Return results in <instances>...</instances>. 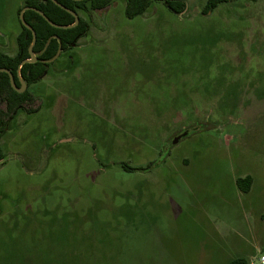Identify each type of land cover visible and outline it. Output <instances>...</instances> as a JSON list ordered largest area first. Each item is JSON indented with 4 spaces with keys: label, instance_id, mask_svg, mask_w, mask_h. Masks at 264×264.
<instances>
[{
    "label": "rangeland",
    "instance_id": "1",
    "mask_svg": "<svg viewBox=\"0 0 264 264\" xmlns=\"http://www.w3.org/2000/svg\"><path fill=\"white\" fill-rule=\"evenodd\" d=\"M24 1L0 0L10 53ZM184 1L80 11L88 32L1 138L0 264H259L264 0Z\"/></svg>",
    "mask_w": 264,
    "mask_h": 264
},
{
    "label": "trees",
    "instance_id": "2",
    "mask_svg": "<svg viewBox=\"0 0 264 264\" xmlns=\"http://www.w3.org/2000/svg\"><path fill=\"white\" fill-rule=\"evenodd\" d=\"M66 7L76 11L80 16L79 23L71 28H57L52 26L42 15L34 10H26L24 13L25 20L34 28L37 38L33 47L34 53L37 55V61L24 63L21 67L22 60L30 58L29 46L33 40L32 31L22 24L19 17L21 30L18 33L17 51L14 55L5 52L0 48V67L7 68L12 71L16 86L21 87V80L28 85V89L24 92H18L10 81L7 72H0V162L4 159V151L1 144V138L9 128L11 119H14L17 113L25 110V105L31 103L35 99V92L30 89L32 85L43 78L49 67L60 58L52 62V59L61 44L62 52L68 51L76 45L77 41L83 37L89 30V21L85 19L80 11L89 13L94 10L104 9L117 0H57ZM125 13L128 18H133L143 14L153 2H164L169 8L180 13L185 8L184 0H124ZM229 0H206L202 9L203 14H208L215 10L220 4ZM24 6H33L42 10L52 21L58 24H71L75 21V17L55 4L52 0H25L22 7L19 8L18 14ZM56 35V37H53ZM63 55V53H62ZM62 55L60 57H62ZM31 111L32 109H27ZM37 110V109H35ZM32 110L31 112H34ZM121 166L126 170H143V166H131L126 162H122ZM237 185L243 192H249L253 185V178L250 175L239 177ZM229 264H246L244 258H236Z\"/></svg>",
    "mask_w": 264,
    "mask_h": 264
},
{
    "label": "water",
    "instance_id": "3",
    "mask_svg": "<svg viewBox=\"0 0 264 264\" xmlns=\"http://www.w3.org/2000/svg\"><path fill=\"white\" fill-rule=\"evenodd\" d=\"M55 4H57V5H59L60 7H62L63 9H65L66 11H68L69 13H71L74 17H75V21L73 22V23H71V24H58V23H56V22H54V21H52L42 10H40V9H38V8H36V7H33V6H24L22 9H21V11H20V14H19V17H20V19H21V21H22V24L25 26V27H27L29 30H31L32 31V34H33V40H32V43L30 44V46H29V54H30V58H27V59H24V60H22V62L20 63V66L19 67H21L24 63H27V62H35V61H37V55L34 53V50H33V47H34V45H35V43H36V38H37V35H36V32H35V30H34V28L25 20V18H24V13H25V11L26 10H34V11H36V12H38L40 15H42L52 26H54V27H57V28H71V27H74V26H76L78 23H79V21H80V16H79V14L76 12V11H74V10H72V9H70V8H68V7H66L65 5H63L62 3H60L59 1H57V0H52ZM77 1H79V0H77ZM53 37H56V35H54ZM62 52V46H61V44H60V46H59V49H58V51H57V53H56V55L52 58V59H50V60H48V62H51V61H54L55 59H57L58 57H59V55H60V53ZM0 72H7L8 74H9V76H10V81H11V83H12V85H13V87L18 91V92H23V91H25L26 90V88H27V84H26V82L24 81V80H21V87H17L16 86V84H15V80H14V75H13V73H12V71L11 70H9V69H7V68H3V67H0ZM175 141H177V139H175Z\"/></svg>",
    "mask_w": 264,
    "mask_h": 264
},
{
    "label": "flooded vegetation",
    "instance_id": "4",
    "mask_svg": "<svg viewBox=\"0 0 264 264\" xmlns=\"http://www.w3.org/2000/svg\"><path fill=\"white\" fill-rule=\"evenodd\" d=\"M62 53H64V52H61L58 58H62V57H60V56L62 55ZM51 62H52V61H51ZM63 62H65V61L63 60ZM51 66H52V65H51ZM51 66L49 67L48 71H46V72L44 73L43 76H45V75H47V74L49 73ZM27 87H28V85H27ZM30 88H31V87H30ZM26 89H27V88H26ZM23 92H24V91H23ZM21 93H22V92H21ZM186 133H187V132L184 131L182 134H186Z\"/></svg>",
    "mask_w": 264,
    "mask_h": 264
},
{
    "label": "built area",
    "instance_id": "5",
    "mask_svg": "<svg viewBox=\"0 0 264 264\" xmlns=\"http://www.w3.org/2000/svg\"><path fill=\"white\" fill-rule=\"evenodd\" d=\"M259 264H264V255L263 254L260 255V257H259Z\"/></svg>",
    "mask_w": 264,
    "mask_h": 264
},
{
    "label": "crops",
    "instance_id": "6",
    "mask_svg": "<svg viewBox=\"0 0 264 264\" xmlns=\"http://www.w3.org/2000/svg\"><path fill=\"white\" fill-rule=\"evenodd\" d=\"M4 50V49H3ZM5 51V50H4ZM16 51H17V48H16V50L14 51V52H12V53H10V52H7V51H5V52H7V53H9V54H11V55H14L15 53H16ZM233 259H235V258H233ZM233 259H231V260H233ZM230 260V261H231Z\"/></svg>",
    "mask_w": 264,
    "mask_h": 264
}]
</instances>
